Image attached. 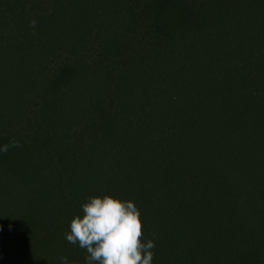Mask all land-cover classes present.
Here are the masks:
<instances>
[{
	"label": "trees",
	"instance_id": "16d2710c",
	"mask_svg": "<svg viewBox=\"0 0 264 264\" xmlns=\"http://www.w3.org/2000/svg\"><path fill=\"white\" fill-rule=\"evenodd\" d=\"M13 138L0 264H86L96 195L138 206L152 264H264V0H0Z\"/></svg>",
	"mask_w": 264,
	"mask_h": 264
},
{
	"label": "clouds",
	"instance_id": "9594fccd",
	"mask_svg": "<svg viewBox=\"0 0 264 264\" xmlns=\"http://www.w3.org/2000/svg\"><path fill=\"white\" fill-rule=\"evenodd\" d=\"M30 26L35 28L36 21ZM18 147L13 138L0 146V152ZM82 212L71 220L65 238L86 249V264H152L155 243L143 241L141 212L132 200L96 195L82 204ZM61 264H69L68 258L62 257Z\"/></svg>",
	"mask_w": 264,
	"mask_h": 264
}]
</instances>
